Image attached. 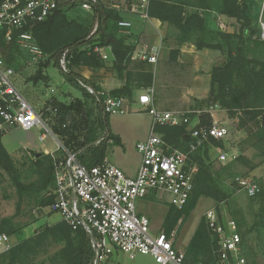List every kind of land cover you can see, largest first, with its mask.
Here are the masks:
<instances>
[{
  "label": "trees",
  "instance_id": "trees-1",
  "mask_svg": "<svg viewBox=\"0 0 264 264\" xmlns=\"http://www.w3.org/2000/svg\"><path fill=\"white\" fill-rule=\"evenodd\" d=\"M4 0H0V5ZM254 0H150L148 15L168 27L179 32L178 41L181 44L192 43L198 50L211 49L222 52L227 59L221 66L212 70L211 89L208 102L225 110L231 118L240 116L241 129L251 124L250 131L253 147L264 154V41L255 38L259 35V25L255 17ZM77 5H62L46 21L26 28V32L33 35L35 42L49 58L38 65V70L32 80L35 83L48 81L45 75L51 63L59 69V59L62 53L70 49L73 53L70 72L64 74L66 80L76 88L82 90L80 81L95 89L96 95L84 91V99H74L70 103H63L52 99L43 109V118L63 146L78 154L80 162L87 167H94L106 160L110 141L121 146V139L112 134L109 124L110 115L104 111V97L101 89L90 84L83 76L76 72V68L85 66L99 69L104 61L95 48L111 46L114 55V69L119 76L128 70L134 52L132 46L127 45V39L118 37L120 30V14L105 8L98 2L93 12H85L82 17L71 16L72 9ZM220 15L224 20L234 19L240 24L238 33L221 31L211 14ZM206 15V17H205ZM214 25V26H213ZM97 27V31H93ZM3 54L8 65L16 72L20 67V60L26 62V55L13 43L1 44ZM177 55V53H172ZM24 65V64H23ZM143 68V67H140ZM153 71L144 73H127L126 83L122 88L113 91L111 95L126 99L130 104L135 103V90L153 87ZM92 100L97 108L93 119V112L88 108L87 101ZM85 110L87 118L84 120L85 134H77L69 118L73 112ZM202 122L210 126L209 116H202ZM163 139L171 146L186 149L190 139L187 125L178 127L160 126L157 128ZM224 148V143L211 139L194 155L193 162L197 165L195 188L193 194L182 210L170 208L164 223V232L171 234L181 220L187 219L196 208L201 198H208L217 204L224 202L228 196L220 185L221 174L216 171L211 162L210 151ZM33 165L37 172L38 184L35 191L41 206L47 207L53 203V198H45V192L55 187L54 161L50 155L35 153ZM239 160V159H236ZM243 161L242 159H240ZM226 165L221 171L227 170ZM257 165L251 163V170ZM0 168L5 171L22 195L26 188L22 183V176L16 162L7 150L0 144ZM43 193V194H41ZM258 203L255 211L254 227L264 232V187L254 197ZM220 218L223 215L217 210ZM239 225V222H238ZM19 228L8 229L0 223V236H8L19 232ZM243 239V238H242ZM53 244H60L61 250L49 261L51 264H93L95 252L92 248L91 237L83 230L74 231L65 222L48 226L32 238L23 240L9 251L0 255V264H39V256L47 253ZM243 246V244H242ZM218 240L214 237L203 219L185 253L184 264H217ZM40 264H46L42 261Z\"/></svg>",
  "mask_w": 264,
  "mask_h": 264
},
{
  "label": "built area",
  "instance_id": "built-area-1",
  "mask_svg": "<svg viewBox=\"0 0 264 264\" xmlns=\"http://www.w3.org/2000/svg\"><path fill=\"white\" fill-rule=\"evenodd\" d=\"M240 2L243 0H239ZM259 4L258 25L260 33L256 38L264 41V0H254ZM101 0H4L0 5V144L6 135L15 129L24 132L42 130L39 141L43 142L51 135L59 144L53 153L45 152L54 161L55 187L49 193L53 197L51 211L58 213L74 231L83 230L91 237L95 252L93 264H101L108 257L121 251L131 259L136 255H149L157 264H184L185 253L175 248L176 232L170 235L151 232V221L137 211L138 200L151 195H166L170 206L182 210L189 202L194 188L197 165L193 155L211 139L225 142L229 136L226 124L218 120L220 107L211 106L209 110L165 111L156 106L154 87L143 91L137 103L151 118V131L148 138L137 145L141 164L136 176L130 177L123 170L105 160L102 164L87 167L78 159V154L67 150L50 127L43 113L36 110L25 99L16 86L17 72L7 64L2 43L15 44L26 55L27 64L39 65L45 62L46 55L35 42L26 28L46 21L62 5H77L85 12H93L94 6ZM150 0H140L144 17L149 19ZM216 25L226 29L224 19L218 15ZM120 28L129 29L132 23L119 22ZM97 31L95 27L93 34ZM95 52L103 60V48L96 47ZM160 47H142L132 54V60H141L153 65L158 63ZM73 53L65 50L59 59V70L63 74L70 72ZM80 86L91 95L95 89L83 81ZM101 95L105 93L101 92ZM124 98L108 94L103 101L104 111L109 115H123L128 112ZM202 116L212 120L206 126ZM187 125L191 141L186 149L169 145L157 132L160 126L178 127ZM219 161L226 164L235 161L236 155L229 154L224 148H215ZM60 152L62 155H57ZM234 189L254 198L260 192L259 184L248 177H237ZM206 224L211 234L218 240L217 264H247L243 256V239L236 224L222 221L215 208L205 214ZM0 242L7 244L5 251L12 245L5 234Z\"/></svg>",
  "mask_w": 264,
  "mask_h": 264
},
{
  "label": "rangeland",
  "instance_id": "rangeland-1",
  "mask_svg": "<svg viewBox=\"0 0 264 264\" xmlns=\"http://www.w3.org/2000/svg\"><path fill=\"white\" fill-rule=\"evenodd\" d=\"M71 16L82 17L85 12L80 9L73 8ZM255 19L258 22L259 16V4L257 3L255 8ZM212 18L209 17V21L212 22L213 16L217 18L218 15L211 14ZM206 17V15H205ZM216 21V20H215ZM226 23V31L229 33H238L240 31V24L234 20H224ZM214 26V25H213ZM179 32L173 28L168 27L167 36L165 40L164 55L161 57L159 65L154 68L153 71V87L156 89V104L161 110L174 111H195L202 112L209 110L211 102H208L210 89H211V74L212 70L221 66L225 63L227 57L222 52L203 49L198 50L192 43L181 44L178 41ZM257 35L255 36V38ZM177 46L179 50H172ZM181 49L187 51L182 57L181 61L174 63L172 60H165L170 53L181 52ZM193 49L194 52H190ZM175 51V52H174ZM163 61V62H162ZM20 67L17 71L16 86L25 99L31 104L33 108L43 112L46 107V103L52 99H55L56 93L51 91V88H56L57 96L65 95V91H70L76 96L79 95L80 89L70 84L65 75L57 68L53 66L54 62L51 63L48 68L47 74L53 78V84L47 81H40L35 83L32 78L35 76L38 65L30 66L27 62L20 60ZM24 64V65H23ZM109 73L117 74L114 66L110 65L107 67ZM47 76V77H48ZM121 77V76H119ZM121 80V79H120ZM47 82V83H45ZM68 83V84H65ZM84 90V89H82ZM85 91V90H84ZM64 92V93H63ZM102 92V91H101ZM105 93V92H103ZM108 94L105 93V98ZM135 99V98H134ZM46 101V103H45ZM74 101L70 99L66 103ZM135 101H137L135 99ZM45 103V104H44ZM138 104L137 102H135ZM88 108L93 112V119L95 114L98 112L95 104L92 100L87 101ZM220 112L217 113V119L224 122L229 130V138L223 142L224 150L228 151L229 154L236 155L237 159L226 164L219 161V154L216 149L210 151L211 162L217 172L221 174L219 180L221 187L227 194L228 198L221 204H217L215 201L208 198H201L196 208L191 212L187 219H183L179 222L173 232H176L175 248L186 253L189 244L200 224L205 219V214L209 209L215 208L220 210L223 215V220L228 223L232 222L236 224L240 235L243 238V256L247 261V264H264V232L259 228H255V211L258 209V203L255 202L254 198L249 197L245 193H239L234 189L233 182L237 177H248L253 178L260 186L261 190L264 187V154L253 147L251 141V124L247 128L241 129L240 116L231 118L228 113L220 108ZM131 118L127 122L120 119L122 115H110V120L119 119L123 128H126V135L132 136L134 131L140 134L149 132V126L151 118L138 104L136 107L130 110ZM136 111H138L136 113ZM264 117V115H263ZM87 118V113L83 109L79 112H73L72 117L69 118V125H72L77 134L83 135L86 133L84 128V120ZM37 135L31 134L30 136L25 134H8L7 139H14L17 141L34 142L39 146V152L53 153L58 149V142L51 136L48 135L47 139L43 142L39 141V134L42 130L36 129ZM108 157L115 163L120 157L126 161L129 169L133 170L136 159V152L131 148H128V153H124L123 147L117 145H109ZM57 155H62L60 152ZM15 162L20 170L22 176V183L26 187L23 194L21 195L11 180L10 176L0 168V223L7 226L8 229L19 228V232L8 236L12 237L15 246L17 243L32 238L37 235L40 231L48 226H54L61 222V216L51 211L50 204L47 207L41 206L40 199L35 195L37 189L38 177L35 167L33 165L36 160L35 152L25 151L19 154V157H15ZM242 159L243 161H241ZM251 163L257 165L256 168L261 166V171L258 174H252ZM226 165L230 166L227 170L221 171ZM126 173V172H125ZM52 190L45 192V198H53L49 196ZM43 194V193H41ZM172 206L168 203L166 195H151L145 199L138 200L137 211L140 215H145L151 221V232L153 234L164 233V223L169 215V211ZM239 222V225H238ZM172 232V233H173ZM171 233V234H172ZM168 235V234H167ZM170 235V234H169ZM60 244H53L44 255L39 256L37 259L40 264L45 261L46 264H51L50 259L53 258L56 253L61 250ZM2 249H0L1 251ZM5 253V252H4ZM3 252H0L2 255ZM101 264H157L153 257L149 255H136L134 259H131L128 254L118 251L114 255L108 257Z\"/></svg>",
  "mask_w": 264,
  "mask_h": 264
},
{
  "label": "crops",
  "instance_id": "crops-1",
  "mask_svg": "<svg viewBox=\"0 0 264 264\" xmlns=\"http://www.w3.org/2000/svg\"><path fill=\"white\" fill-rule=\"evenodd\" d=\"M101 3L105 6V8L113 9L117 11L122 18L121 21H128L132 23V27L129 29L120 28V30L117 32V36L124 37L125 39H127V45L129 47L132 46L134 48V52H137L139 49L145 46H148V47L154 46V47L161 48V54H160L158 63L156 65H153V64L141 61V60L131 59V63L129 65L128 70H126L121 77H119V75H117L116 73L115 74L109 73V71L107 70V67H109L110 65L113 66L114 64V55H113L111 46L103 48V54H105L108 57L106 60H103L104 61L103 67L99 69L88 68L85 66H80L79 68H76L75 71L78 72L81 76H83L87 81H89L90 84L100 88L102 92L112 93L113 91H116L123 87V85L126 83V80H127V73L136 74V73H144L150 70L154 71V68L159 65V62L161 61V57L164 55V51L167 50V48L165 47L166 46L165 40L167 36L168 25L156 19L145 18L140 8V0H101ZM174 47L175 48L172 50H177V51L179 50L177 46H174ZM188 50H191L190 52H194L193 49H188ZM186 52L187 51H185V49H181V52L180 51L177 52V55H173L172 53H170L169 56L166 57L165 60L169 59V60H172L174 63H178L181 61L182 57L184 56L183 54H185ZM140 67H143V68H140ZM47 71L45 73L46 76H48ZM47 82L50 84H53L54 83L53 78L48 76ZM65 84H68V83H65ZM71 90L73 89H70V91H65L66 93L63 92L65 95H67L68 93L70 94V95L68 94L69 97H65L63 95L57 96L56 88H51V91L53 93H56L55 98L59 100L60 102L65 103L69 101L70 99H73V100L74 99H82V100L84 99L83 90H78L79 91L78 96L77 95L75 96L71 92ZM143 91H146V89L135 90L134 98L137 100L139 95ZM137 105L138 104L136 103L130 104L127 101L126 107L128 109V112L126 114H123L122 117H120V119L123 120L124 122H127L128 120H130V119H127V118H131V116L128 115V113L130 114L131 112L130 110L136 107ZM137 112L138 111H136V113ZM122 126L124 125L121 124V121L119 119H115L113 121L110 120V129H111L112 134H114L115 136L121 139L122 145L118 147L124 148L122 149L124 150L123 154L128 153V150H129L128 148H131L134 152H136L137 155L135 159L134 168L133 170L128 168L126 161L123 159L124 155H122L123 157H120V159L117 162L113 163L107 154L106 160L110 162L111 164L117 166L124 172H126L125 174L127 176L134 177L136 176L138 169L140 167V164H141V156L137 151V145L140 142L148 138L150 131H151V123L149 126V132H145V134H140L137 131L135 132L132 127L131 131L133 132V135L131 137L126 135V128H123ZM11 133H13V135L17 133L18 136H20V134H25L27 136L28 135L30 136L31 134L37 135L36 130H32L30 132H24L22 130L15 129L11 131ZM8 136L4 138L2 145L7 150V152L9 153V155L12 157L14 161H15L14 159L15 157H19V154L25 151L27 152L33 151L35 153L40 154L38 144L36 145L34 142H27V140L26 141H21V140L17 141L14 139L10 140V139H7ZM109 145H115V144L113 141H110ZM260 171H261V166L259 168H256L255 170H252L251 173L256 175ZM141 216H145V215H141ZM12 240H13L12 237H9L10 244L14 245L13 243L14 241ZM6 247H7V244L0 242V249H2L0 252H3V253L6 252L5 251Z\"/></svg>",
  "mask_w": 264,
  "mask_h": 264
}]
</instances>
